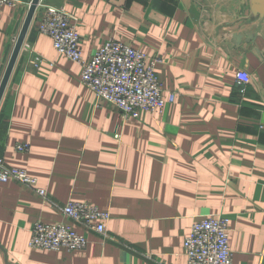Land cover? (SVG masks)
Segmentation results:
<instances>
[{
	"label": "crops",
	"instance_id": "obj_1",
	"mask_svg": "<svg viewBox=\"0 0 264 264\" xmlns=\"http://www.w3.org/2000/svg\"><path fill=\"white\" fill-rule=\"evenodd\" d=\"M30 2L0 6V84ZM46 5L73 18L86 59L110 39L161 57L164 110L124 120L99 102L38 33ZM0 158L47 190L0 182V264H187L193 222L213 214L230 219L235 264H264V17L251 0H41L0 103ZM69 201L110 212L107 234L68 219ZM39 220L87 247L31 248Z\"/></svg>",
	"mask_w": 264,
	"mask_h": 264
},
{
	"label": "built area",
	"instance_id": "obj_2",
	"mask_svg": "<svg viewBox=\"0 0 264 264\" xmlns=\"http://www.w3.org/2000/svg\"><path fill=\"white\" fill-rule=\"evenodd\" d=\"M22 0H0V6H14ZM38 33L48 35L60 55L79 63L82 67L81 82L91 89L99 102L115 105L124 120L137 118L140 111L162 112L166 106L163 84L157 74L161 57H148L132 46L110 39L86 59L81 49V38L73 18L62 7L46 5L36 25ZM33 65L41 63L35 56ZM252 83L251 73L240 69L236 74V85L241 93ZM171 93L170 101H174ZM119 137V135H117ZM20 152L30 150L29 143H17ZM16 181L33 188L42 197L47 190L39 186L37 177L27 170L10 167L0 158V182ZM70 220L82 224L101 234L106 233V223L111 218L108 211L86 202L69 201L62 207ZM230 219L224 215H208L193 222L190 233L184 240L187 264H235L230 247ZM87 238L69 222L46 223L36 221L29 246L33 249L76 251L85 249Z\"/></svg>",
	"mask_w": 264,
	"mask_h": 264
},
{
	"label": "water",
	"instance_id": "obj_3",
	"mask_svg": "<svg viewBox=\"0 0 264 264\" xmlns=\"http://www.w3.org/2000/svg\"><path fill=\"white\" fill-rule=\"evenodd\" d=\"M41 0H31L30 6L27 12V16L25 18L23 27L19 33V36L16 40L11 58L9 60V63L7 65L5 74L3 76V79L0 84V103L3 98V95L5 93L7 84L9 82L10 76L13 72L14 66L16 64L17 58L19 56V53L22 49V46L24 44L27 32L31 26V23L33 21L35 12L37 10L38 5L40 4ZM252 4V10L254 13L259 14L261 17H264V0H251Z\"/></svg>",
	"mask_w": 264,
	"mask_h": 264
}]
</instances>
